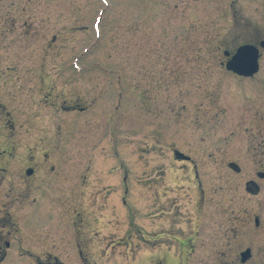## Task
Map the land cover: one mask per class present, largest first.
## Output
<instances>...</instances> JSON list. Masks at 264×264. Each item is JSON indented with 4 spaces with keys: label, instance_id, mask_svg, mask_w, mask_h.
Listing matches in <instances>:
<instances>
[{
    "label": "rangeland",
    "instance_id": "obj_1",
    "mask_svg": "<svg viewBox=\"0 0 264 264\" xmlns=\"http://www.w3.org/2000/svg\"><path fill=\"white\" fill-rule=\"evenodd\" d=\"M261 42L264 0H0V153L48 154L39 188L0 158V209L24 233L51 200L60 230L6 264H264ZM246 43L252 77L224 65Z\"/></svg>",
    "mask_w": 264,
    "mask_h": 264
},
{
    "label": "flooded vegetation",
    "instance_id": "obj_2",
    "mask_svg": "<svg viewBox=\"0 0 264 264\" xmlns=\"http://www.w3.org/2000/svg\"><path fill=\"white\" fill-rule=\"evenodd\" d=\"M72 107H76L77 106H72ZM81 108V107H80ZM29 151L22 155H14V152H18V149H10V152L7 154V150H3L0 153V158H9V160H11V162L13 163H17L18 159L16 158H21V157H25L28 159V162L31 164H29L30 166L26 167L24 169V171H22V173H10L11 175L9 176V185L10 186H15V184L17 182L19 183H30L33 184L35 187H41V184L44 182V177L42 176V174H40V172H36V166L37 164H39L40 162L44 161L46 157H48V154H46L43 150L41 151L42 154V158H36L38 160L35 159V157L39 156L33 153V150L28 149ZM13 153V154H12ZM182 160H186L189 161L190 159H182ZM47 161V160H46ZM55 167L52 166L51 169L53 170ZM54 172V171H53ZM260 172V171H259ZM258 172V173H259ZM260 173H264L263 171H261ZM264 178V177H263ZM3 180H0V186L2 185ZM48 202V207L47 209L49 210V212H42V214L40 215V212L35 214V213H30V211L27 212V217L25 218H34L35 216H37L39 218V220H36L35 222L40 225V228L37 229H27L24 233L20 232L19 229H17L18 227H15V224H13L11 222L10 214L9 212H2V209H0V264H6V262H10L11 259L19 254L20 256H30L31 254L35 253V252H43L42 248H38V251L36 250V248L34 247V243H40L41 241H44V237L45 235L51 234L50 232H55L57 233L60 230H56V228H52V230L50 229V232H46V228H45V221L46 223H50L51 225H53L54 223L56 224L57 219H58V212H56V205L54 203L51 202V200H39V203L41 202ZM121 205L124 206L125 205V200H121ZM2 204V205H1ZM0 207L4 206V203L2 202V200H0ZM52 207V209H51ZM55 208V209H53ZM112 208L116 209L118 212V214L121 212V216H123V212H122V207L120 208V212L118 210V207L116 206V204H112ZM28 210V209H27ZM78 212L75 210V212L73 214H70V216H72L74 218V229L76 231L82 232V230H79V228L77 227V225L79 224L80 226H83L84 224V220L80 217H78ZM49 215V217H47ZM41 217V218H40ZM40 219H42V221H40ZM45 220V221H44ZM110 219H107V222H109ZM79 222V223H78ZM93 221L92 220H87L86 225H92ZM109 223L107 224L106 227H108ZM42 227V228H41ZM65 230V229H64ZM138 231L141 232V230L139 229ZM55 233H52L51 235H54ZM75 233V232H74ZM117 233V235H116ZM125 230L123 228H118L116 231H110L108 233L105 234V247L107 245L106 248H111V246H114L116 244H120L122 237L124 236ZM117 236V238L115 239H110L111 236ZM75 236H77L75 234ZM82 236V235H81ZM76 239V238H75ZM184 239V240H183ZM80 240L76 239L77 242V246L80 250H78V254H81L82 256V246L79 242ZM157 241L156 238H152L150 239V242L154 243V247H155V242ZM82 242L84 243V246H87V243L85 240H82ZM178 246L182 247L184 245L185 242V238L184 237H178ZM111 243V244H110ZM186 246V245H184ZM105 248V249H106ZM47 257L50 259V254H47ZM54 262L55 264H61V262L57 261V258H54ZM36 264H50V261H45V260H41L38 259L36 261Z\"/></svg>",
    "mask_w": 264,
    "mask_h": 264
},
{
    "label": "water",
    "instance_id": "obj_3",
    "mask_svg": "<svg viewBox=\"0 0 264 264\" xmlns=\"http://www.w3.org/2000/svg\"><path fill=\"white\" fill-rule=\"evenodd\" d=\"M261 46L264 47V42H261ZM224 55L229 56L230 51L225 50ZM259 48L254 44H242L236 48L234 53L229 57V59L225 62V67L229 71H233L234 73L242 76H252L259 69ZM175 156L177 158H188L182 152L176 150ZM229 166L235 171H239V166L230 162ZM261 177H264V173H259ZM256 223H258V219H256ZM250 256V250L246 249L241 252V262H244Z\"/></svg>",
    "mask_w": 264,
    "mask_h": 264
}]
</instances>
